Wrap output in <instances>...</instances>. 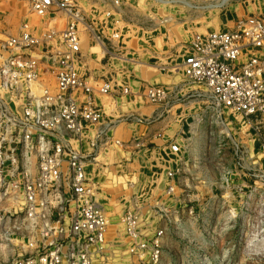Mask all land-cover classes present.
<instances>
[{
  "label": "built area",
  "instance_id": "2783aa9c",
  "mask_svg": "<svg viewBox=\"0 0 264 264\" xmlns=\"http://www.w3.org/2000/svg\"><path fill=\"white\" fill-rule=\"evenodd\" d=\"M7 2L13 6L5 10ZM104 3L0 0V86L10 97L0 106L1 174L3 185L19 193L16 229L26 237L24 254L6 264H107L117 231L100 201L101 159L122 142L114 136L119 122L106 117L98 99L116 91L134 94L125 83L86 69L85 34L93 36L103 62L117 59L112 52L123 42V3ZM9 10L17 22L6 19ZM176 71L206 90L210 135L224 157L232 156V166L224 161L221 190L227 196L234 191L243 198L241 212L257 216L264 189V16L238 18L232 30L195 34ZM168 91L150 84L144 93L148 103L160 105ZM187 155L171 140L159 156V177L124 200L119 224L130 252L144 264L163 263L165 230L150 231L153 214L163 208L149 197L157 190L187 191ZM188 215L194 216L193 208Z\"/></svg>",
  "mask_w": 264,
  "mask_h": 264
},
{
  "label": "rangeland",
  "instance_id": "374dc122",
  "mask_svg": "<svg viewBox=\"0 0 264 264\" xmlns=\"http://www.w3.org/2000/svg\"><path fill=\"white\" fill-rule=\"evenodd\" d=\"M121 1L123 42L112 52L114 56H119L120 60L108 59L103 62L93 36L85 34V38L94 46L92 53L99 54L98 71L103 73L102 77L110 78L111 72L113 76L120 73L135 77L147 71L146 67L136 62L158 65L161 69L165 67L171 73H178L180 71L176 69L181 62L187 40L189 41L195 33L223 30L227 21L235 16L233 11L235 8L225 5L227 0ZM228 1L232 5L241 4L246 10V16H264V0ZM93 2L103 6L102 3L108 4L109 0H93ZM12 6V3L8 2L4 5L5 10ZM5 15L7 20L17 22L16 12L9 10ZM15 31L13 29L12 32ZM95 32L98 34L101 32L98 25ZM165 54L168 63L164 61ZM127 59L133 62L127 63ZM187 91L180 94L178 101L169 105L166 115L171 118L169 127L171 139L179 141L182 148L188 151L186 166L188 189L183 194L176 190L170 195H162L158 193L159 191H154L148 200L152 206L159 204L163 208V212H159L155 217L153 214L150 229V231L158 228L165 230L162 241L164 247L162 264H264V189L261 193L260 209L256 212L257 216L241 212L240 202L243 198L234 191H230L229 196L223 193L220 188L222 169L225 165L224 161L229 166L233 165L232 156L229 153L224 157L226 153L223 155V151L215 144L214 140H217V137L210 135L206 123L208 117L206 90L198 87L192 93ZM2 103H10V97L0 86V106ZM1 112L0 108V264H6L24 254L22 249L25 248L26 237L16 229V220L22 210V205L17 203L19 193L8 190L7 186L3 185L5 174H1L3 132ZM130 116V120L140 119L136 114ZM140 117H142L140 123L148 125L163 119L158 118L156 114ZM189 124H193V129L189 128ZM175 125L176 128L180 125L184 126L182 138L177 135L173 137ZM234 128L238 137L239 132L236 127ZM102 159L101 163L104 161ZM158 167L155 171L159 173L154 174L155 178L160 175ZM101 183L100 201L106 204L110 197L105 191L102 178ZM142 189L140 188L134 195L140 194ZM132 196L128 195L127 198ZM121 205L124 206L123 201L118 208H122ZM211 206L213 210H209ZM191 208L194 216L188 215ZM108 215L117 235L111 236L112 240L109 243L113 248L107 254V264H144L138 254L137 256L129 250V242L123 236V229L119 224L122 214L113 216L115 220H112L109 213Z\"/></svg>",
  "mask_w": 264,
  "mask_h": 264
},
{
  "label": "crops",
  "instance_id": "0c3cea01",
  "mask_svg": "<svg viewBox=\"0 0 264 264\" xmlns=\"http://www.w3.org/2000/svg\"><path fill=\"white\" fill-rule=\"evenodd\" d=\"M225 5L235 8L233 10L235 16H232L233 18L227 21L223 30L219 29L218 31L232 30L235 21L238 18L246 16V10L241 4L232 5L229 4L227 0ZM92 49H94V46H92L90 40H87L83 45V53L86 55V69L91 71L94 76L102 77L101 75H103V73L98 71V62L100 61L94 59ZM117 59L120 60L119 58ZM167 59V54H165L164 61L168 63ZM132 62L133 60L127 59V63ZM136 63L146 67L147 71H143L140 75L135 77L127 74L121 75L120 73H116L115 76H113L111 72V77L114 78L115 82L118 84L125 83L134 96L120 95L119 91H116L108 97H99L98 99V104L102 107L106 117L117 121V123L119 122L114 130V136L117 140L122 142V146L115 147L111 155L101 164V171L103 174L102 180H104L105 183V191L110 197L108 202L104 204L106 205L104 208L105 211L112 216V220H115V215L118 216L123 213L125 208L124 199H126L128 195H134L140 188L142 189V187L147 188L151 183L153 175L159 173V171H155V169L159 165L160 167H158V169L160 171L162 169L159 156L168 151L169 142L173 140L171 139L172 136L169 135L171 118L166 115L167 108L171 103L178 101L177 99L181 96L180 94H182V92L184 93L188 90V93H192L194 89L199 87L189 83L181 72L171 73L169 69L165 67L161 69L159 68L160 66L150 63ZM150 84L161 85L169 89L168 92L170 94L167 102L160 105H149L147 103L144 92L145 87L147 88ZM133 97H135V99H133ZM130 114H132V116L136 114L140 119L142 118L140 116L149 117L156 114L158 118L163 119L149 125L137 123L138 117L136 118L137 121L130 119L127 121L123 120L125 117L130 118ZM189 126L190 129H193V124H189ZM184 130V126L180 125L176 128L175 125L173 137L177 135L179 138H182L181 134L184 133ZM161 133L163 137L158 138V135ZM158 193L162 194L161 191ZM122 201L124 206L121 205L122 208H118Z\"/></svg>",
  "mask_w": 264,
  "mask_h": 264
},
{
  "label": "bare ground",
  "instance_id": "6f19581e",
  "mask_svg": "<svg viewBox=\"0 0 264 264\" xmlns=\"http://www.w3.org/2000/svg\"><path fill=\"white\" fill-rule=\"evenodd\" d=\"M117 58H119L120 59V57H118V56H116ZM123 58H121V60H122Z\"/></svg>",
  "mask_w": 264,
  "mask_h": 264
}]
</instances>
